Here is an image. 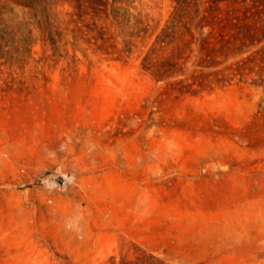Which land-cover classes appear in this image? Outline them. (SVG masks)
Masks as SVG:
<instances>
[{
  "label": "rangeland",
  "instance_id": "obj_1",
  "mask_svg": "<svg viewBox=\"0 0 264 264\" xmlns=\"http://www.w3.org/2000/svg\"><path fill=\"white\" fill-rule=\"evenodd\" d=\"M109 2L0 0V264H264V0Z\"/></svg>",
  "mask_w": 264,
  "mask_h": 264
},
{
  "label": "trees",
  "instance_id": "obj_2",
  "mask_svg": "<svg viewBox=\"0 0 264 264\" xmlns=\"http://www.w3.org/2000/svg\"><path fill=\"white\" fill-rule=\"evenodd\" d=\"M13 1H15L17 4H20L22 6L41 11L42 13H46L47 15H50L51 12L60 3L68 2L74 7L75 13L78 14L79 16H83L89 13L90 10L95 11L96 13L103 12L107 9L110 3L109 0H13ZM120 1L122 0H113V3L120 2ZM180 1L181 0H178L179 3ZM212 11H213V19L215 20V23L220 24L221 21L214 14V9ZM183 24H184L185 30H181L180 26H178L176 23V19L175 20L172 19L171 22L157 36V39L155 41L156 45H159V46L175 45V50L172 54L173 56L170 59H167L165 62H163L161 64V67L166 66L170 69L177 67L179 65L178 59L181 58L180 54L185 49L189 48V46L191 45L193 41V38H195L191 23L189 21H185ZM197 26L202 27L203 25L201 23H198L196 27ZM185 33H188L189 35H191L192 39H188V40L184 39L182 36H184ZM206 43H208L206 40L202 41L203 48L209 49L207 55L212 56L209 62V66H214V65L219 64V61H217L214 58V54L216 53L217 50H220L222 52H227L228 50L231 49L230 40H227L224 42L221 41V46L219 47V49L215 47L208 48L206 47L207 46ZM216 74H218V72H216ZM210 75H212V73L208 74V76ZM197 77L203 78V79L207 78L205 75H199Z\"/></svg>",
  "mask_w": 264,
  "mask_h": 264
}]
</instances>
